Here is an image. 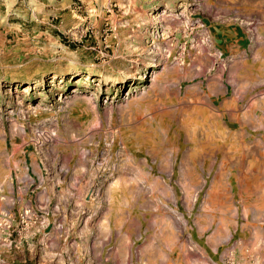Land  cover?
Returning a JSON list of instances; mask_svg holds the SVG:
<instances>
[{
  "label": "rangeland",
  "instance_id": "374dc122",
  "mask_svg": "<svg viewBox=\"0 0 264 264\" xmlns=\"http://www.w3.org/2000/svg\"><path fill=\"white\" fill-rule=\"evenodd\" d=\"M0 264H264V0H0Z\"/></svg>",
  "mask_w": 264,
  "mask_h": 264
},
{
  "label": "bare ground",
  "instance_id": "6f19581e",
  "mask_svg": "<svg viewBox=\"0 0 264 264\" xmlns=\"http://www.w3.org/2000/svg\"><path fill=\"white\" fill-rule=\"evenodd\" d=\"M192 64H193V63H192ZM164 66H165V68H167V67H168V63L164 64ZM187 69H188L187 67H182V68L179 69V65H176V66H175V70L185 71V70H187ZM183 73H184V72H183Z\"/></svg>",
  "mask_w": 264,
  "mask_h": 264
}]
</instances>
